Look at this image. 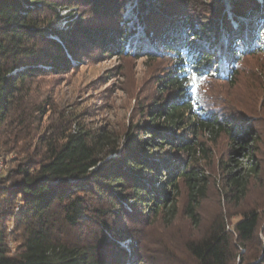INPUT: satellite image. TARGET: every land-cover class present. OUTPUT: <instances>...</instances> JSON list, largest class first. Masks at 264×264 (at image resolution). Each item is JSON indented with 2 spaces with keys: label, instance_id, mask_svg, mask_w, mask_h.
Masks as SVG:
<instances>
[{
  "label": "trees",
  "instance_id": "trees-1",
  "mask_svg": "<svg viewBox=\"0 0 264 264\" xmlns=\"http://www.w3.org/2000/svg\"><path fill=\"white\" fill-rule=\"evenodd\" d=\"M127 1L0 0V264H125L130 256L120 242L132 239L134 249L140 237L124 221L147 216L146 210L156 215L175 211L181 183L200 192L202 177L194 169L208 150L201 137L221 132L232 137L233 128L205 94L215 79L206 68L211 56L187 38L181 48L172 47V17L182 20L189 35L204 38L213 28V15L220 17L219 1L220 13H211L199 10L195 0H159L158 13L147 16L150 38L174 67L158 93L170 92L149 105L148 122L134 127L139 131L117 145L108 130L78 123L73 130L68 119L51 122L39 134L50 110L38 102L33 84L70 72L84 49L127 55L129 34L120 25ZM73 6L83 7L87 20L58 30L64 18L60 11ZM260 8L257 0H233L236 16L248 17ZM251 34L263 55L264 31ZM231 47L237 56L234 74L220 81L233 85L249 52L243 39L236 38ZM247 130L254 132L248 126L234 133L239 142L249 139ZM254 172L257 166L230 172L231 190L239 193L235 198L246 195ZM262 217L258 209L245 213L233 232L217 222L188 243V251L197 264H264ZM114 218L118 227L110 223ZM65 230L77 233L69 240ZM133 258L135 264L139 256Z\"/></svg>",
  "mask_w": 264,
  "mask_h": 264
},
{
  "label": "rangeland",
  "instance_id": "rangeland-1",
  "mask_svg": "<svg viewBox=\"0 0 264 264\" xmlns=\"http://www.w3.org/2000/svg\"><path fill=\"white\" fill-rule=\"evenodd\" d=\"M195 1L199 10L203 7L211 13L218 11L219 1L223 8L221 13L217 12L220 17L214 18L213 15V28L206 38L204 35H189L182 20L172 17L173 23L168 28L173 30L176 40L172 47L181 48L182 40L187 38L196 42L204 54L211 56L210 66L206 68L209 67L207 73L215 79L210 80L205 94L215 112L233 128V134L231 137L227 132H221L216 136L201 137L208 150L206 154H200V163L194 169L202 177L200 192L188 188L187 182L181 183L172 206H176L175 211L171 208L167 213L156 215L146 210L147 216L124 221L130 233H138L140 237L134 249V240L120 242L130 256L125 264H134L133 257L136 259L138 256L135 264H197L188 251V243L204 237L217 222L223 221L226 229L233 232L242 216L254 209L262 210L264 227V54L257 53L260 43L251 37L253 30L264 31V0H257L260 10L248 14V17L234 14L233 0ZM160 8L159 0H128L125 3L120 25L129 34L127 55L106 52L99 47L84 49L78 58L72 60L70 72L48 75L33 84L38 102L49 104L50 110L39 134L51 122L63 124L69 119L73 130L76 129L75 123L86 129L104 128L111 133L117 145H122L130 132L141 129L134 128L136 125L148 122L146 113L149 105L165 99L170 92L166 89L162 94L158 93L174 67L172 60L162 54L147 31V16L152 12L158 13ZM84 10L73 6L71 11H60L64 18L57 29L71 30L76 22L87 20ZM225 20L228 21L227 27ZM236 38L244 40L245 51L249 54L243 60L236 82L230 85L220 80L234 74L233 64L237 56L231 51V45ZM262 39L264 42V36ZM253 51L257 54H252ZM248 126L254 132L247 130L249 139L239 142L235 134ZM3 162L0 159V172ZM253 166H257L258 173L249 176L246 195L235 198L239 193L232 192L228 175L230 172L247 171ZM145 182L147 188L152 189ZM159 187L160 183H157L156 188ZM110 223L119 226L115 218ZM71 233L77 232H64L69 240ZM234 264H239V260Z\"/></svg>",
  "mask_w": 264,
  "mask_h": 264
},
{
  "label": "bare ground",
  "instance_id": "bare-ground-1",
  "mask_svg": "<svg viewBox=\"0 0 264 264\" xmlns=\"http://www.w3.org/2000/svg\"><path fill=\"white\" fill-rule=\"evenodd\" d=\"M248 23H250V22H248ZM248 23H247V25H249ZM248 35H250V34H248ZM244 39H245V37H244ZM250 39H251V37L249 38V40H250ZM245 40H246V39H245ZM228 62H229V59L227 60V63H228ZM225 63H226V62H225Z\"/></svg>",
  "mask_w": 264,
  "mask_h": 264
}]
</instances>
